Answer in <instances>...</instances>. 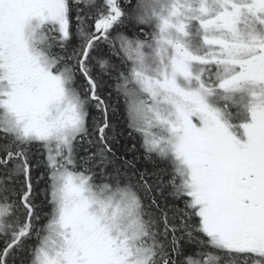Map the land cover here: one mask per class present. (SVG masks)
Wrapping results in <instances>:
<instances>
[{
	"label": "snow or ice",
	"instance_id": "obj_1",
	"mask_svg": "<svg viewBox=\"0 0 264 264\" xmlns=\"http://www.w3.org/2000/svg\"><path fill=\"white\" fill-rule=\"evenodd\" d=\"M0 264H264V0H0Z\"/></svg>",
	"mask_w": 264,
	"mask_h": 264
}]
</instances>
